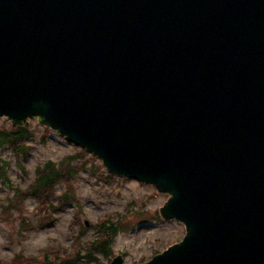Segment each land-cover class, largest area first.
<instances>
[{"label":"water","instance_id":"1","mask_svg":"<svg viewBox=\"0 0 264 264\" xmlns=\"http://www.w3.org/2000/svg\"><path fill=\"white\" fill-rule=\"evenodd\" d=\"M0 119L168 196L142 264H264V0H0Z\"/></svg>","mask_w":264,"mask_h":264},{"label":"rangeland","instance_id":"2","mask_svg":"<svg viewBox=\"0 0 264 264\" xmlns=\"http://www.w3.org/2000/svg\"><path fill=\"white\" fill-rule=\"evenodd\" d=\"M4 125H10L9 121L0 119V127ZM27 127L32 128L34 138L28 143L30 155L24 172L16 167L8 150H3L1 154L11 165L12 187L0 184V262H8L19 254L36 256L47 247H60L66 253H72L75 245L80 247V244L85 245L83 250L87 249L86 244L96 237L97 225L105 220L120 222L126 227L116 235L111 246L112 255L107 259L98 256V262L91 264H110L117 256L123 257L124 264H142L182 241L184 226L177 221H163L158 213L167 202V195L159 194L154 187L136 180L112 175L109 179L102 162L88 153L81 159L87 161L85 168L73 181L78 203L68 205L55 214L56 220L52 224L39 226L35 212L37 202L28 198L23 216L35 228L23 230L17 212L12 216L2 212L9 198L13 197L14 188L27 187L37 167L47 162L59 163L82 150L67 143L57 133L47 131L36 119L29 121ZM94 165L100 169L93 171ZM65 189L63 185L57 188L59 194ZM141 212L144 213L143 218L139 216Z\"/></svg>","mask_w":264,"mask_h":264},{"label":"trees","instance_id":"3","mask_svg":"<svg viewBox=\"0 0 264 264\" xmlns=\"http://www.w3.org/2000/svg\"><path fill=\"white\" fill-rule=\"evenodd\" d=\"M47 130V129H46ZM48 131V130H47ZM34 138V132L31 127L16 128L11 125L0 127V184L10 186V163L1 157L3 150H8L14 157L16 167L23 171L30 155L28 143ZM87 153L83 150L78 153L67 156L59 163L47 162L42 167L35 169V176L27 187L16 186L13 197L9 198L7 206L3 208V215L12 216L17 212L21 218V228L23 230L34 229L31 224L23 216L24 205L28 198L37 202L35 212L39 226L50 225L56 220V215L68 205H76L78 199L74 189L73 181L84 168L85 162L81 159ZM80 160V161H79ZM99 166L94 165L93 171L99 170ZM110 179V175H107ZM65 186L66 189L59 194L57 188ZM59 194V195H58ZM144 213H140V217ZM157 219H160L157 217ZM125 225L120 222L101 221L96 227V237L88 242L87 249L85 245L74 247L72 253L60 247H47L42 249L36 256H25L22 254L15 255L8 262H0V264H91L98 262V256L109 258L112 255L111 246L116 235ZM78 239V237H75ZM83 246V247H82Z\"/></svg>","mask_w":264,"mask_h":264}]
</instances>
